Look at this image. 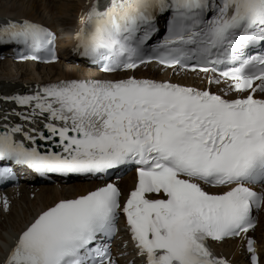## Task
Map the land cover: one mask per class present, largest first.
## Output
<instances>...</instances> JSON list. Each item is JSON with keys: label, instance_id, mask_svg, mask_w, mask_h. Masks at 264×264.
Wrapping results in <instances>:
<instances>
[{"label": "snow or ice", "instance_id": "1", "mask_svg": "<svg viewBox=\"0 0 264 264\" xmlns=\"http://www.w3.org/2000/svg\"><path fill=\"white\" fill-rule=\"evenodd\" d=\"M70 38L98 75L4 98L20 110L0 113V184L19 169L97 183L0 235V264H119L121 218L126 264H231L212 247L228 240L264 264V0H88ZM57 42L39 21L0 19V49L16 61L57 64ZM149 68L163 76L138 75ZM126 167L134 183L122 193L112 177Z\"/></svg>", "mask_w": 264, "mask_h": 264}, {"label": "bare ground", "instance_id": "2", "mask_svg": "<svg viewBox=\"0 0 264 264\" xmlns=\"http://www.w3.org/2000/svg\"><path fill=\"white\" fill-rule=\"evenodd\" d=\"M88 0H43L41 3L37 0H12L11 5H6L3 10H0V19L11 16L12 18H18L21 16L28 17L29 19L39 21L47 26H54V24H71L73 19L76 17L78 9ZM50 21V22H49ZM60 64L50 65L48 67H36L31 63H24L20 65H9L7 64L4 68V63L0 67V77H7V80H1V85H11L14 83L13 77L22 79L25 81L39 80L46 74H56L59 77H65L70 74L63 72L60 68ZM6 65V64H5ZM15 66L17 69L11 70V67ZM74 65H66L71 72H76L82 77H89L95 74L94 70L82 69ZM11 71H10V70ZM66 69V68H65ZM44 70V72H40ZM46 70V73H45ZM25 71H31L28 73L30 76H25ZM81 71V72H80ZM11 72V73H10ZM18 72V73H17ZM19 72H23L21 74ZM36 72H38V75ZM27 74V72H26ZM139 74H147V71H141ZM10 78V79H8ZM131 176L127 177L123 183L122 188L132 181ZM91 183H80L72 184L63 190H58L52 187H41V188H20L17 190L4 191L0 194V197H7L11 202V211L5 216L0 214V218L4 217V223H0V229L4 231V235L7 233L15 232L19 230L32 216L39 207L51 203L55 198L60 195L72 196L80 192L85 191L93 187ZM1 234V233H0ZM256 238L258 240V249H262L263 234H264V216H261L258 227L255 230ZM239 243L237 241H229L218 246L219 253L221 256L231 261V264H242L241 259L243 257L242 252L238 250ZM238 253V254H237Z\"/></svg>", "mask_w": 264, "mask_h": 264}, {"label": "rangeland", "instance_id": "3", "mask_svg": "<svg viewBox=\"0 0 264 264\" xmlns=\"http://www.w3.org/2000/svg\"><path fill=\"white\" fill-rule=\"evenodd\" d=\"M37 1H39V3H41L43 0H37ZM44 1H45V0H44ZM49 22H50V21H49ZM3 63H4V62H1V61H0V67H2ZM5 64H6V63H4V66H5L4 68H6V66H7V64H6V65H5ZM71 67H72V68H76V67H73V66H71ZM6 69H8V68H6ZM15 69H17V67H15V66H12V67H11V70H12V71L15 70ZM9 70H10V69H9ZM11 70H10V71H11ZM39 71H40V70H39ZM66 71H67V70H66ZM13 72H14V71H13ZM26 72H27V74H26ZM30 72H31V71H29V72H28V71H25V72H24L25 74H24L23 72H22V73L19 72V73L24 74L25 76L28 77V76H30V75L28 74V73H30ZM40 72H44V70H41ZM68 72H70L72 75L77 76V74H75V73H76L75 71H74V72H71V71L68 70ZM80 72H81V71H80ZM10 73H11V72H10ZM17 73H18V72H17ZM36 73L38 74V72H36ZM45 73H46V70H45ZM38 75H41V74H38ZM44 75H45V74H44ZM44 75H41V76L45 77ZM46 75H47V74H46ZM4 221H5L4 217H1V218H0V223H4ZM0 233H1L0 235H4V231L1 230V229H0Z\"/></svg>", "mask_w": 264, "mask_h": 264}]
</instances>
